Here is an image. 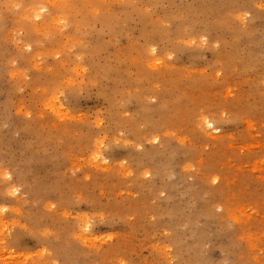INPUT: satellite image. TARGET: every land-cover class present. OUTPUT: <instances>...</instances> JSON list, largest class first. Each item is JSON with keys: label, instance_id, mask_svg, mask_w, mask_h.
I'll list each match as a JSON object with an SVG mask.
<instances>
[{"label": "rangeland", "instance_id": "rangeland-1", "mask_svg": "<svg viewBox=\"0 0 264 264\" xmlns=\"http://www.w3.org/2000/svg\"><path fill=\"white\" fill-rule=\"evenodd\" d=\"M0 264H264V0H0Z\"/></svg>", "mask_w": 264, "mask_h": 264}, {"label": "bare ground", "instance_id": "bare-ground-1", "mask_svg": "<svg viewBox=\"0 0 264 264\" xmlns=\"http://www.w3.org/2000/svg\"><path fill=\"white\" fill-rule=\"evenodd\" d=\"M205 123H206V122H205ZM207 124H208V125H211V122H207ZM208 125H207V126H208Z\"/></svg>", "mask_w": 264, "mask_h": 264}]
</instances>
